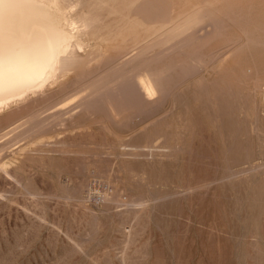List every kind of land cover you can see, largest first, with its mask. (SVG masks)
Here are the masks:
<instances>
[{
    "label": "bare ground",
    "instance_id": "bare-ground-1",
    "mask_svg": "<svg viewBox=\"0 0 264 264\" xmlns=\"http://www.w3.org/2000/svg\"><path fill=\"white\" fill-rule=\"evenodd\" d=\"M230 22L239 26L243 36V40L237 41L234 48L229 46ZM186 50L195 55L184 58L182 53ZM224 50L230 51V55H222ZM111 52L114 56L100 59L103 68L89 67L93 58ZM186 60L189 63L184 67ZM70 73L76 75L80 87L49 107H37L38 110L30 112L38 101L50 97V93L45 91L49 83ZM192 79V96L178 91ZM61 84L65 87L63 81ZM202 88L207 91L210 105L216 107L217 103H222L224 113L230 106L229 98L236 94L247 100L252 99L256 106L259 101L264 104V0H186L181 5L173 0H0V174L10 181L13 179L15 186L17 184L33 199H37L41 192H36L26 182L23 184L15 172L17 170L5 166V161H2L4 155L11 148L12 154L20 151L25 154L21 162L47 159L53 153L64 157L68 162L65 169L70 175L79 172L86 177L82 180L75 177V193L63 196L48 186L52 192H44V198L75 202L74 207L78 206L85 212L89 222L84 214L81 217H86V224L90 223L88 226L96 230V235L98 228H103L99 219L101 213H110L116 220L132 216L128 219L134 222V217L154 203L150 200L152 196L147 199L128 191L127 187L133 179L132 170L138 165L154 163L156 159L173 160L185 152L179 137L182 129L185 130L188 125L184 126L178 118L184 114L183 108L190 104V100L199 96V89ZM22 114L23 117L19 118ZM90 124H96L102 131V141L94 148L87 146L83 139L93 134V131L86 129ZM60 133H63V137L59 136ZM183 135L185 137V133ZM45 137L47 140H44ZM33 142L40 146L37 159L31 149L25 148L26 144L29 148ZM216 153L210 155L214 162L208 163L214 173L208 178L197 179L196 185L202 188L203 185H216L231 177L235 179V175L241 173L224 164L219 165ZM91 154L94 155L93 162L86 160ZM105 156L112 157L107 158L111 165L107 170L101 165L106 160H103ZM250 158L251 161L253 158ZM223 159L226 162L227 159ZM245 159L248 161V158ZM162 165L161 162L159 167ZM17 166L25 167V163ZM29 167L23 169L27 171ZM89 169L93 170L92 176L97 172L105 177L110 188L106 185V189H102L104 180L101 181V178L98 182L103 183L102 187L94 188L89 182L92 181V178L89 179L91 175L87 174ZM259 169L264 170V164L250 165L248 172ZM150 174L149 178L152 176ZM186 187L192 193L193 186L188 184ZM85 193L89 195L88 199L94 197L100 201V214L85 204ZM40 217L45 219L43 215ZM123 219L119 227L130 240L134 237L133 227ZM69 236L68 240L73 243ZM253 236L252 233L251 238ZM73 244L75 251L81 250V243ZM127 245L129 243L123 246ZM255 249L257 253V247ZM121 250V264L134 263L127 248Z\"/></svg>",
    "mask_w": 264,
    "mask_h": 264
},
{
    "label": "rangeland",
    "instance_id": "rangeland-1",
    "mask_svg": "<svg viewBox=\"0 0 264 264\" xmlns=\"http://www.w3.org/2000/svg\"><path fill=\"white\" fill-rule=\"evenodd\" d=\"M173 1L177 5L186 2V0ZM228 25L229 46L230 48H234L237 41L243 40L242 31L234 22H230ZM238 33L241 35L239 36ZM104 52L106 53V51ZM230 53V51L224 50L222 55H230ZM193 55L195 53L189 52V50L182 53V56L188 59ZM112 56H114L113 52L97 56L89 62V67L91 69L103 68V63H101L100 59ZM167 59H164L163 62L165 63ZM188 63L186 60L183 66L187 67ZM62 81L65 83V87H62ZM78 87H80V83L73 73L67 74L64 77H57L56 81L46 86L45 91L50 93V97L38 101L37 105L30 112L45 109L47 106H51L52 103L59 102L61 98L63 99L65 95L71 94ZM185 88L188 89L184 91ZM193 89L194 80L192 79L185 86L179 88L178 91L181 93L186 92L192 96ZM206 94L205 88L199 89V96H194L190 100V104L183 108L184 114L178 118V121L184 126L188 125L185 130L184 128L182 129L181 137H179L180 142L184 144L183 149L185 152H181L179 157L178 155L174 157L175 161L173 158L170 161L156 159L154 163L138 165L132 170V182H135L130 183L127 187L128 191L135 195L141 194L143 197H147V199L152 196L150 200L154 202V205L157 203L158 205H155V207L152 204L148 210L141 213L139 211L138 214L140 213V215H137L133 219L136 224L129 221L133 218L132 216L122 217V219H125V223L128 224L129 222L131 224L128 225L131 228L133 227L132 235L134 237L132 236L133 239L130 238V240H127L125 232L122 231L121 226L119 227L122 219L117 218L116 220L114 215L110 213L107 215L106 213L100 214L102 207L100 201L96 198L97 201L94 197L88 199L89 195L87 193H85L86 195L84 194V198L86 197L84 199L86 201L85 204L99 212V219L103 224V228H98L99 232L97 231V235L96 230H91L88 226L90 223L86 224L88 216L85 212L78 206L74 207L76 205L74 204L75 202H71V204L64 200H60L59 202L56 199L44 198V192L47 191L46 193H48L51 190L59 191L58 193H62L63 196L66 193V195L75 193V184L77 183H74L75 180H82L86 177L85 174L79 172L75 173V175H70L68 169H65L68 162L64 157L53 153L54 155L52 154L47 159L44 157L41 158L42 160H26L27 162H21L23 161L21 157H24L22 156L24 153L22 154L20 151L13 152L12 154L10 148V151L6 152L3 157L4 159H2V161H5V166L11 168V170H17L15 172L22 179L23 184L25 182L28 183L30 188L38 193L41 192L42 195L37 197V199L35 197L33 199V196L30 193L28 194L26 190L24 192L22 187L17 184L15 186V181L12 178H10L12 179L10 181L9 178H5V176L0 174V193L2 191V196L0 195V264H121V255L119 254L122 252L121 249L124 248H127L128 255L135 264H264V170L259 169L258 171H261L259 173L257 170L248 172L250 171L248 170L250 165L264 164V155H262V153L264 154V147H261L264 146V104L259 101L256 106L252 99L247 100L236 94L229 98L230 106L226 110L227 113H224L222 103H217L216 107L213 104L210 105ZM238 103L240 104L238 105ZM209 106L210 108L213 106L212 111ZM231 110L232 112H230ZM26 114L24 113V116ZM205 114L207 116L204 117ZM190 115L192 116L190 117ZM21 117H23V114L19 118ZM86 129L93 131V134L88 138L84 137V142L90 148H94L97 143L102 141V131L99 130L96 124H90ZM86 129L82 128V130ZM183 132L186 138L183 137ZM186 132L189 136L186 135ZM62 134L60 133L59 136L63 137ZM47 138L48 140L51 139L49 136ZM44 140H47L46 137ZM22 142L20 143L22 144ZM35 143L29 144V148L26 144L25 148L27 147V150L31 149L35 159H37L40 146H37ZM215 151L217 152L216 155H218L216 162L219 165L224 164L227 168H231L235 172L237 171V173L240 171L241 173L239 174L242 176L237 174L238 176L235 175L237 177L235 179L231 177L216 185H203L204 189L202 186L196 185V180L208 178L214 173V170L210 168V164L208 163L212 164L214 162L211 156ZM93 157L94 155L92 154L88 155V159L86 160L93 162ZM250 157L253 158L251 161ZM107 158L112 159L110 156H105L103 159H106L105 162L101 163L102 167L105 166L103 169L110 168L111 166ZM223 158L227 159L226 162H224ZM245 158H248V161ZM228 160L231 161L228 163ZM45 161H47L46 165ZM18 162L25 163L26 168L22 166L16 167V164L19 165ZM161 162L163 167H159ZM27 167L31 170L25 171L23 169H27ZM91 169L87 172L88 175H91L89 179L92 178V181L89 180L90 184H93L94 188H101L103 184L101 181L104 180L102 181L104 182V188L102 187V189H106V178L101 176V174L99 175V173L97 174V172L96 174L93 173L94 175L92 176L93 170ZM150 172L152 176L149 178L148 174ZM68 178L71 179L69 180ZM72 178H74V181ZM100 178L101 181L99 180L98 182ZM64 179L68 180L65 181ZM188 184L194 188L192 193H189L185 189ZM48 186L52 187L51 190ZM108 187L110 188L107 185ZM12 188L14 191H12ZM172 190L173 193H171ZM176 193L177 195H175ZM40 199L42 202L39 201ZM157 199L160 201H157ZM75 208H78V211ZM148 211L150 213L147 215ZM83 214L87 217V221L85 220L86 217H81ZM41 215L45 219H42ZM80 218L82 219L80 220ZM137 224L139 231L137 230ZM92 231L95 232L93 233ZM251 232L254 235L253 239L251 238ZM91 233L93 234L91 235ZM66 234L71 235H68L69 239L81 243V250L83 252H81L80 248L78 251L73 249L74 242L72 243V241L68 240ZM124 241H127V243ZM253 241L258 242L252 243ZM128 243V247L123 246ZM83 244L85 247H83ZM252 244H254L255 248L257 247V253H255L256 249L251 247ZM260 249H262L261 252ZM142 252H145V254L143 253V255ZM137 255L140 258L136 257ZM132 257L136 258L133 259ZM134 263L131 262L130 264Z\"/></svg>",
    "mask_w": 264,
    "mask_h": 264
}]
</instances>
